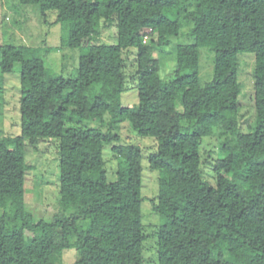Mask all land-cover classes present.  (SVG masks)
Wrapping results in <instances>:
<instances>
[{
  "label": "trees",
  "instance_id": "1",
  "mask_svg": "<svg viewBox=\"0 0 264 264\" xmlns=\"http://www.w3.org/2000/svg\"><path fill=\"white\" fill-rule=\"evenodd\" d=\"M16 1L37 5L42 18L55 12L67 35L58 48L80 53L64 77L67 64L55 70L49 58L57 47H0L1 75L18 73L20 116L19 134L0 137V264H61L65 249L77 252L72 264H264V0ZM112 23L115 42H100ZM156 47L173 50L163 70ZM204 47L212 76L202 83ZM131 50L138 100L126 106ZM241 53L254 56L248 131L238 123ZM124 123L155 141L147 163L158 171L161 222L150 231L148 262L141 147L120 143ZM211 136L220 152L213 183L201 153ZM39 139L57 142L58 211L49 220L24 202L26 142ZM106 147L116 160L112 180Z\"/></svg>",
  "mask_w": 264,
  "mask_h": 264
},
{
  "label": "rangeland",
  "instance_id": "2",
  "mask_svg": "<svg viewBox=\"0 0 264 264\" xmlns=\"http://www.w3.org/2000/svg\"><path fill=\"white\" fill-rule=\"evenodd\" d=\"M16 0H0V47L5 44H27L41 47H60V41L66 39V31L62 30L59 23H55V12L48 11L42 18L39 7L34 4L16 6ZM116 28L114 24L104 26L99 37L100 42H115ZM148 41V39L146 40ZM186 42L183 38H175L171 42ZM172 45V43H171ZM170 45V46H171ZM50 53L52 67L57 70L63 64H67L62 71L64 77L75 72L80 53L79 48H58ZM208 52L209 55L206 53ZM173 55L171 47L165 49L155 48L153 57L159 60L160 70L170 64ZM134 50L128 52L125 62L127 74V89L121 93L120 100L123 105L132 106L137 103L138 97L134 80L131 79L134 68L132 60ZM238 81L240 93L238 100L241 102L238 111V123L242 131H248V127L254 119L253 107L248 97L252 94V69L254 56L252 53H241L238 58ZM212 76V53L205 47L200 48L199 77L202 83L210 80ZM107 116H105V119ZM20 132L19 116V83L18 73H0V137L16 136ZM115 132L120 137V143L136 144L141 147V220L144 225L146 249L143 251V259L148 262L155 257L153 249L154 238L150 231L160 224L161 217L153 207L157 195L158 171L148 167L147 155L155 149V141L150 136H140L124 123ZM57 142L55 139H39L33 143L26 142L25 162L29 166L24 183L25 208L31 211L36 218L49 220L58 211V185L59 166L56 154ZM203 168L202 175L205 179L214 182L212 163L220 156L217 148V140L214 136L206 137L201 144ZM109 171V180L116 168V160L110 147H106L103 153ZM28 234V233H27ZM77 258L74 249H65L61 253V264H72Z\"/></svg>",
  "mask_w": 264,
  "mask_h": 264
}]
</instances>
